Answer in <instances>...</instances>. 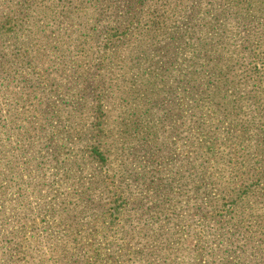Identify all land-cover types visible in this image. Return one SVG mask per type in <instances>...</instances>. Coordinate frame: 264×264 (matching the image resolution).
Wrapping results in <instances>:
<instances>
[{
    "label": "rangeland",
    "instance_id": "obj_1",
    "mask_svg": "<svg viewBox=\"0 0 264 264\" xmlns=\"http://www.w3.org/2000/svg\"><path fill=\"white\" fill-rule=\"evenodd\" d=\"M113 7L105 0H0V264H218L209 251L212 245L224 248L218 242L229 229L219 224L224 213L212 202L228 190L206 191V183L235 186L234 170L197 172L193 181L205 186L195 203L192 192L169 185L177 170L198 157L195 148L182 146L185 160L175 158L173 170L159 165L167 178L151 187L143 167L155 155L147 161L128 155L124 166L118 159L114 176L104 170L110 160L98 168L91 148L98 143L97 130L104 142H112L130 111L153 124L170 109L178 121L176 144H186V136L192 140L201 130L195 122L205 120L217 129L197 141L220 149L239 130L225 120L219 124V114L211 122L215 104L189 73L199 69L195 65L206 70L211 58L216 70L223 69L217 60L223 58V70L237 73L242 61L216 48L196 61L181 47L174 54L148 51V58L138 59L136 37L118 47L120 39L112 35L118 28L129 26L131 33L142 27L143 11L133 0ZM8 30L13 32L5 34ZM154 70L162 74L157 82L150 80ZM217 156L209 157V166ZM151 189L158 200H143ZM231 243L235 248L237 239Z\"/></svg>",
    "mask_w": 264,
    "mask_h": 264
},
{
    "label": "trees",
    "instance_id": "obj_2",
    "mask_svg": "<svg viewBox=\"0 0 264 264\" xmlns=\"http://www.w3.org/2000/svg\"><path fill=\"white\" fill-rule=\"evenodd\" d=\"M122 1L105 0L111 9H115L112 6H117ZM133 3L140 6L143 11L140 21L143 26L131 33L129 26L124 29L118 28L112 36L120 39L116 43L118 47L127 37L130 39L136 37L139 54L133 55L138 59L148 58V51L174 54L179 47L186 54H192L191 59L196 61L199 54H206L212 51V48L217 49V54H237V61H242L241 70L237 73L223 70L226 65H223V58L217 59L222 63L223 69L216 70L218 69L216 60L211 58L205 67L206 70L195 65L199 69L191 70L189 74L196 86H199L198 90L208 93L206 99L215 104L211 122L217 119L219 114L222 117L218 120L219 124L225 120L230 127L238 129L239 132L238 136L231 137L234 139L229 138L228 143L224 142L220 151L215 148L214 143L204 146L205 144L201 145L200 141H197V137H204L209 133V129H217L209 126V122L205 120H198L195 123L201 130L198 135H192L193 142L190 136H186L184 137L186 144H176L175 139L180 136H174L178 121L171 117L172 110H165L162 118L153 121V124L151 121H144L146 118L144 114L137 115L130 111L123 118L120 134L116 136L118 138L112 137L114 138L112 142H104L101 131L97 130L98 143L91 148L94 162L101 169L105 168L110 160L104 170H111L113 175L117 176L119 168L114 162L117 163L118 159L124 166L129 159L128 155H137V158L139 155L140 160L147 161L153 154L155 159L149 162L153 164H146L143 167L149 169L146 181L150 185H147V182L145 185L151 187L157 179L167 178L165 173L160 174L162 169L158 171L159 165H166L164 172L173 170L171 166H174L172 161L175 158L181 163L185 160L181 154L182 146H187L186 149L189 150L195 148L194 153L198 157L188 161L187 169L177 170L169 184L172 190L179 184L180 191L192 192L190 196L194 198L192 200L195 203L203 195L202 188L205 186L204 182L198 185L193 181V176L195 178L197 172L199 175H205L210 170H234L237 174L235 186L232 182L223 184L221 178L220 182H210L208 179L206 183V191L208 187L217 191L228 190L227 194L217 196L212 202L224 213L220 216L222 219L219 224L229 229L224 235V240L218 242L224 248L221 250L212 245L209 253H213L212 258H218L216 260L218 264H264V0H133ZM8 32L13 31H5V34ZM219 33L221 35L218 40L209 37ZM223 38L226 40L224 46L218 45ZM236 43L239 44L237 48ZM166 62L164 59L162 64ZM256 63H261V67L252 66ZM155 67L159 68L158 65ZM147 70L151 71L148 68ZM152 72L154 77H150V80L157 82L162 78L159 70ZM228 88H231V91ZM152 111L150 110V114ZM160 122L163 124L156 128V124ZM95 126L100 127V122ZM153 146L158 150L156 153L151 150ZM115 152L117 156L113 157ZM216 153L218 156L214 157L215 165L209 166V157ZM233 159H237L235 165L231 164ZM159 160H164V163H160ZM127 171L123 169L124 173ZM184 171H188V174L185 175ZM178 177L179 179H176ZM227 177L230 176L228 174L222 176L223 180ZM184 179L188 182H181ZM153 191L154 189L148 190L143 200L151 202L158 200V196L152 194ZM119 200L120 198L115 199L113 204ZM128 200L129 198L126 199L127 204ZM123 207L120 206L119 210L125 211ZM228 207L229 209H226ZM236 218L237 221L234 223L233 220ZM236 239L237 245L233 248L234 243L231 242ZM227 245L233 249L229 251ZM229 254L234 256L230 257ZM214 261L212 264L216 263Z\"/></svg>",
    "mask_w": 264,
    "mask_h": 264
}]
</instances>
